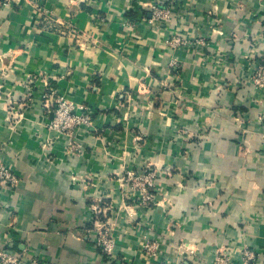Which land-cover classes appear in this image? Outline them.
Here are the masks:
<instances>
[{
	"label": "crops",
	"instance_id": "1",
	"mask_svg": "<svg viewBox=\"0 0 264 264\" xmlns=\"http://www.w3.org/2000/svg\"><path fill=\"white\" fill-rule=\"evenodd\" d=\"M262 67L264 0H0V156L20 180L0 192V251L264 264ZM53 97L91 121L50 127ZM148 167L155 200L137 206L128 173ZM96 203L110 207L111 257L93 242Z\"/></svg>",
	"mask_w": 264,
	"mask_h": 264
},
{
	"label": "built area",
	"instance_id": "2",
	"mask_svg": "<svg viewBox=\"0 0 264 264\" xmlns=\"http://www.w3.org/2000/svg\"><path fill=\"white\" fill-rule=\"evenodd\" d=\"M154 19L166 18L169 15V10L160 6L153 7ZM188 42L186 37L176 35L173 37L172 43L175 45L185 44ZM253 81L257 87L264 88V67L260 69L254 76ZM53 96V95H52ZM55 100V112L54 118L51 121L50 127L61 128V129H73L82 123H89L90 117L83 114H77L72 112V106L65 101L62 97H53ZM156 171L152 167L145 169L142 174H135L134 172L128 173V180L132 183L130 191L131 196L135 201L134 204L137 206H148L155 200V183ZM19 177L16 171L8 166L3 157L0 156V192L5 189H10L18 185ZM95 210V218H93L94 227L92 228L93 242L99 247L100 251L106 257H111L114 252L115 237L113 234V228L110 223L108 209L109 206L101 203H96L93 206ZM151 231L152 229L149 228ZM144 248L148 251L155 252L160 249L159 241L151 234L147 235V241L144 244ZM246 261L253 258L254 254L252 251H245ZM232 259L228 254H222L216 258L215 264H232ZM0 264H40L36 257L27 261L26 256L23 253L13 251L11 249H3L0 251Z\"/></svg>",
	"mask_w": 264,
	"mask_h": 264
},
{
	"label": "rangeland",
	"instance_id": "3",
	"mask_svg": "<svg viewBox=\"0 0 264 264\" xmlns=\"http://www.w3.org/2000/svg\"><path fill=\"white\" fill-rule=\"evenodd\" d=\"M254 76V75H253Z\"/></svg>",
	"mask_w": 264,
	"mask_h": 264
}]
</instances>
